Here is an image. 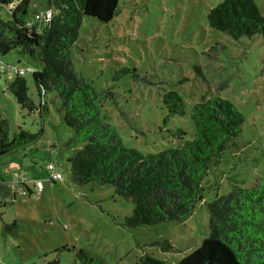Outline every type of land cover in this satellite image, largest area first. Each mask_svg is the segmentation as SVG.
Instances as JSON below:
<instances>
[{
    "label": "rangeland",
    "instance_id": "rangeland-1",
    "mask_svg": "<svg viewBox=\"0 0 264 264\" xmlns=\"http://www.w3.org/2000/svg\"><path fill=\"white\" fill-rule=\"evenodd\" d=\"M221 1L119 0L120 14L110 23L85 17L74 63L99 91L112 92L100 99L102 113L124 146L143 154L192 138L188 116L167 117L164 92H179L188 112L202 98L230 101L245 116L242 134L205 179L227 195L234 185L249 188L264 178V36L233 39L212 29L206 16ZM255 3L264 16V0ZM51 13L46 2L31 0L27 18L43 22ZM0 19H10L7 6L0 5ZM1 58L0 119L8 141L19 129L38 139L0 160V264H140L146 255L177 264L200 247L210 235L207 204L217 186L184 222L127 227L134 207L112 187L72 183L68 160L76 150L65 146L72 132L54 106L30 112L10 90L13 69L26 71L28 95L38 105L32 73L42 71V62L20 48ZM122 68L129 73L114 81ZM49 165L62 180L50 181Z\"/></svg>",
    "mask_w": 264,
    "mask_h": 264
},
{
    "label": "trees",
    "instance_id": "trees-1",
    "mask_svg": "<svg viewBox=\"0 0 264 264\" xmlns=\"http://www.w3.org/2000/svg\"><path fill=\"white\" fill-rule=\"evenodd\" d=\"M42 1L52 13L38 22L27 18L31 0H21L16 6V0H0L10 13V19H0V61L20 48L42 62V71L32 73L38 105L30 99L23 77L16 76L10 90L30 112L47 113L51 103L70 129L65 146L76 150L68 160L72 183L112 187L115 196L134 207L125 222L129 228L184 222L217 186L214 200L207 204L209 237L177 264H264V178L249 188L234 185L227 195L220 194L219 184H205L210 169L237 146L245 116L218 96L202 98L188 112L179 92L169 90L162 95V108L168 118L188 116L192 138L182 136L177 146L150 154L125 147L99 104L112 92L99 91L79 75L74 63V47L85 17L108 24L120 14L119 0ZM206 21L233 39L264 36V16L255 0H222L208 12ZM129 71L122 68L111 77L118 81ZM49 94L55 98L49 101ZM37 139L38 135L19 129L8 141L6 124L0 119V160L26 151ZM49 172L50 181L62 180L54 165H49ZM166 247L167 242L162 250ZM140 264L166 263L146 255Z\"/></svg>",
    "mask_w": 264,
    "mask_h": 264
},
{
    "label": "built area",
    "instance_id": "built-area-1",
    "mask_svg": "<svg viewBox=\"0 0 264 264\" xmlns=\"http://www.w3.org/2000/svg\"><path fill=\"white\" fill-rule=\"evenodd\" d=\"M15 6H16V5H15ZM34 19H35V20H40L41 18H40L39 15H37V16H35ZM28 25H31V24H28ZM0 69H1V70H4L5 67H4L3 65H0ZM12 72H13V74H14L15 76H18V77H24V76L26 75V71L21 70V69H18V68H14ZM54 178H59V176L56 175V176H54ZM37 188L40 190V189H41V184H38Z\"/></svg>",
    "mask_w": 264,
    "mask_h": 264
},
{
    "label": "clouds",
    "instance_id": "clouds-1",
    "mask_svg": "<svg viewBox=\"0 0 264 264\" xmlns=\"http://www.w3.org/2000/svg\"><path fill=\"white\" fill-rule=\"evenodd\" d=\"M19 2H16L15 5H17Z\"/></svg>",
    "mask_w": 264,
    "mask_h": 264
}]
</instances>
